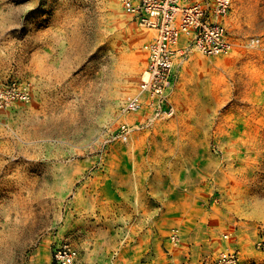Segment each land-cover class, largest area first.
<instances>
[{
    "label": "rangeland",
    "instance_id": "obj_1",
    "mask_svg": "<svg viewBox=\"0 0 264 264\" xmlns=\"http://www.w3.org/2000/svg\"><path fill=\"white\" fill-rule=\"evenodd\" d=\"M119 2L0 0V90L31 96L0 103V264H51L62 242L77 264H264V0H233L228 54L176 69L170 119L122 113L153 33Z\"/></svg>",
    "mask_w": 264,
    "mask_h": 264
},
{
    "label": "built area",
    "instance_id": "obj_2",
    "mask_svg": "<svg viewBox=\"0 0 264 264\" xmlns=\"http://www.w3.org/2000/svg\"><path fill=\"white\" fill-rule=\"evenodd\" d=\"M122 8L139 26L153 33L143 45L146 68L139 83V92L128 100L123 108L124 115L149 109L154 118L170 119L175 109L168 102L178 67L190 60L194 54L214 57L228 54L233 43L226 21L233 0H120ZM259 44L258 38L248 41L249 46ZM26 88L10 86L0 90V103L14 100L29 102ZM133 132L131 124L122 123L117 138L127 141ZM227 238V236H225ZM169 242L177 247L180 231L172 228ZM79 252L68 242L54 246L51 264H75ZM239 253L221 252L215 264H239ZM165 264H176L168 259Z\"/></svg>",
    "mask_w": 264,
    "mask_h": 264
},
{
    "label": "bare ground",
    "instance_id": "obj_3",
    "mask_svg": "<svg viewBox=\"0 0 264 264\" xmlns=\"http://www.w3.org/2000/svg\"><path fill=\"white\" fill-rule=\"evenodd\" d=\"M115 2V1H114ZM120 3V2H119ZM113 5V4H112ZM120 8V7H119ZM115 10V9H114ZM114 16V15H113ZM114 21L115 24H119L121 25L123 23L124 20V12H122L121 10L118 11V13H116V15L114 16ZM134 58V57H133ZM138 59V58H137ZM136 59V60H137ZM132 60V59H131ZM133 60L130 62L129 67L126 70V74H125V79H124V83L122 84L121 88L117 91V93H115L116 98H115V104H120L122 103L126 98H130L132 96V94L134 93L135 90V86H136V82L138 80V68H137V61ZM226 60V59H225ZM224 60V62H225ZM227 61V60H226ZM202 62V61H201ZM227 63V62H226ZM208 64V63H207ZM223 63L221 61H217L215 66L219 67L221 66ZM225 65V64H224ZM201 66V65H200ZM223 66V65H222ZM206 68V67H205ZM145 71V70H144ZM144 71L141 75V78L144 75ZM140 74V73H139ZM140 78V80H141ZM140 82V81H139ZM115 91V90H114ZM139 92V89H138ZM137 92V93H138ZM113 111V109H111ZM110 112V111H109ZM108 113V112H107ZM126 116V115H124ZM130 120V119H129ZM63 169V168H62ZM62 171V170H61ZM66 181V180H63ZM71 183V182H70ZM63 185V184H62ZM69 185V184H68Z\"/></svg>",
    "mask_w": 264,
    "mask_h": 264
},
{
    "label": "crops",
    "instance_id": "obj_4",
    "mask_svg": "<svg viewBox=\"0 0 264 264\" xmlns=\"http://www.w3.org/2000/svg\"><path fill=\"white\" fill-rule=\"evenodd\" d=\"M79 258H80V254H79ZM79 258H78V260H77V262L75 263V264H77L78 263V261H79ZM173 260V259H172Z\"/></svg>",
    "mask_w": 264,
    "mask_h": 264
}]
</instances>
